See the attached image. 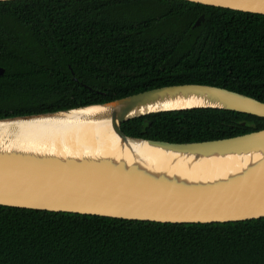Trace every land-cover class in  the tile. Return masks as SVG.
<instances>
[{
    "label": "trees",
    "instance_id": "obj_1",
    "mask_svg": "<svg viewBox=\"0 0 264 264\" xmlns=\"http://www.w3.org/2000/svg\"><path fill=\"white\" fill-rule=\"evenodd\" d=\"M0 68V118L178 84L264 102V15L186 0L1 1ZM120 129L200 142L264 129V118L188 109ZM0 264H264V217L173 224L0 205Z\"/></svg>",
    "mask_w": 264,
    "mask_h": 264
},
{
    "label": "water",
    "instance_id": "obj_2",
    "mask_svg": "<svg viewBox=\"0 0 264 264\" xmlns=\"http://www.w3.org/2000/svg\"><path fill=\"white\" fill-rule=\"evenodd\" d=\"M186 1L264 15V0ZM202 20L200 15L193 26ZM203 108L264 118V102L204 84L0 118V205L173 224L264 217V129L185 143L132 137L120 129L132 118ZM107 121L117 139L107 151L72 152L41 140L50 125Z\"/></svg>",
    "mask_w": 264,
    "mask_h": 264
},
{
    "label": "bare ground",
    "instance_id": "obj_3",
    "mask_svg": "<svg viewBox=\"0 0 264 264\" xmlns=\"http://www.w3.org/2000/svg\"><path fill=\"white\" fill-rule=\"evenodd\" d=\"M46 137L41 138L54 143L57 147L72 152L107 151L117 143L109 122H86L75 126L62 127L50 125L45 127Z\"/></svg>",
    "mask_w": 264,
    "mask_h": 264
}]
</instances>
